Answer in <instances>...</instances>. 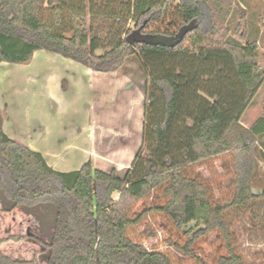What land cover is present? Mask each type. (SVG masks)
<instances>
[{
	"label": "trees",
	"instance_id": "trees-1",
	"mask_svg": "<svg viewBox=\"0 0 264 264\" xmlns=\"http://www.w3.org/2000/svg\"><path fill=\"white\" fill-rule=\"evenodd\" d=\"M235 3L90 0V14L132 18L143 33L156 36L154 43L130 44L129 31L98 54L103 43L90 36L86 0H0V63L26 64L36 50L45 49L95 71L116 72L136 53L149 63L168 56L220 59L221 68L237 79L234 92L226 94L229 103L198 92L191 96L194 125L184 123L175 137L186 89L196 74L152 72L162 113L156 101L146 104L143 143L124 176L98 169L92 160L74 171L54 169L42 153L6 134L0 107V264H246L225 213L259 197L253 189L264 114L250 127L241 118L264 73L256 41L228 39ZM236 34L246 38L243 9ZM147 142L157 145L156 161L139 158ZM174 144L180 159L172 154ZM217 161L224 170L219 176ZM202 164L211 177L197 172ZM152 238L158 239L156 246H146Z\"/></svg>",
	"mask_w": 264,
	"mask_h": 264
},
{
	"label": "crops",
	"instance_id": "crops-1",
	"mask_svg": "<svg viewBox=\"0 0 264 264\" xmlns=\"http://www.w3.org/2000/svg\"><path fill=\"white\" fill-rule=\"evenodd\" d=\"M30 62L0 63L6 134L59 171L78 170L89 160L106 172L130 168L146 121L141 86L120 69L95 71L45 49Z\"/></svg>",
	"mask_w": 264,
	"mask_h": 264
},
{
	"label": "rangeland",
	"instance_id": "rangeland-1",
	"mask_svg": "<svg viewBox=\"0 0 264 264\" xmlns=\"http://www.w3.org/2000/svg\"><path fill=\"white\" fill-rule=\"evenodd\" d=\"M87 10L89 13V25L91 27L90 36H99L103 43L102 48L97 50L98 54H103L110 50L113 41L119 36L126 37L129 31L137 29L135 20L132 18H112L109 16L90 14V0H86ZM246 11V38L243 39L236 34V29L240 22V11ZM264 0H236L234 10L228 20L230 29L229 41L233 43L246 44L247 42L256 41L259 46L258 62L261 71L264 73ZM70 34L68 33V36ZM168 56L159 63H149L143 61L138 54H133L126 58L123 66L120 68V73H128L131 79L138 83L145 93V106L151 101L157 102L159 115L162 113V97L161 94L154 90L151 85L152 72L177 71L186 75L194 72L195 80L191 82L189 88L186 89L184 98L185 106L179 114L178 123L175 126L176 136L180 135V129L192 127L194 122L190 119V115L196 110V106L191 107L190 97L198 92L202 97L213 102H231L226 97L227 92L233 93L234 85L237 82L232 71L221 68V60H205L204 58H196L194 60ZM31 63V62H30ZM33 63V61H32ZM227 64L226 61H224ZM223 63V64H224ZM43 64V63H42ZM151 113V110L149 111ZM68 113H72L69 111ZM152 114V113H151ZM264 114V82L259 88L257 94L249 103L245 112L242 115L241 123L246 127H250L260 116ZM185 123V124H184ZM261 149L259 152V167L255 179L254 193L259 195L257 199L252 200L248 206L234 207L229 209L225 216L230 226L234 247L244 258L246 264H264V138L260 141ZM173 155H178L180 151L177 145L174 144ZM171 150V148H170ZM157 145L153 143H145L141 150L139 158L141 160L155 159L156 161ZM175 156V157H176ZM179 158V155L177 157ZM167 163H171L167 160ZM147 166V165H146ZM215 167L219 175H222L224 170L220 161L215 162ZM146 172L150 171L148 166ZM145 168V169H146ZM158 170V167L154 169ZM127 169L122 170L121 176H124ZM197 172H200L205 177H211L210 168L202 164L198 167ZM231 182V177L222 181L223 185ZM215 192L218 194V188L215 187ZM119 192L114 193L115 199H118ZM188 228V227H187ZM186 228V229H187ZM158 239L152 238L147 240L146 246H156ZM203 252H210L208 246L203 247Z\"/></svg>",
	"mask_w": 264,
	"mask_h": 264
},
{
	"label": "water",
	"instance_id": "water-1",
	"mask_svg": "<svg viewBox=\"0 0 264 264\" xmlns=\"http://www.w3.org/2000/svg\"><path fill=\"white\" fill-rule=\"evenodd\" d=\"M142 28L143 27L134 29L127 35L126 40L130 44H135L136 42L154 43L156 40V36L150 33H143Z\"/></svg>",
	"mask_w": 264,
	"mask_h": 264
}]
</instances>
